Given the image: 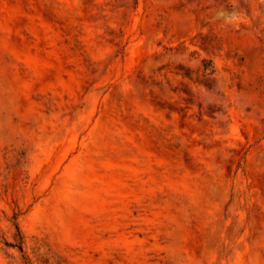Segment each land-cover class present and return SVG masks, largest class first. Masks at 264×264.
<instances>
[{
    "label": "rangeland",
    "instance_id": "rangeland-1",
    "mask_svg": "<svg viewBox=\"0 0 264 264\" xmlns=\"http://www.w3.org/2000/svg\"><path fill=\"white\" fill-rule=\"evenodd\" d=\"M0 264H264V0H0Z\"/></svg>",
    "mask_w": 264,
    "mask_h": 264
}]
</instances>
